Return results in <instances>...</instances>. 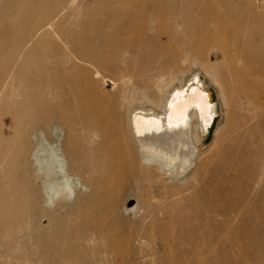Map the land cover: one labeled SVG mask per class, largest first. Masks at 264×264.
I'll return each instance as SVG.
<instances>
[{
	"label": "bare ground",
	"instance_id": "obj_1",
	"mask_svg": "<svg viewBox=\"0 0 264 264\" xmlns=\"http://www.w3.org/2000/svg\"><path fill=\"white\" fill-rule=\"evenodd\" d=\"M56 1L6 0L11 13L0 16V229L28 230L24 238L32 240L37 264L79 259L93 230L113 238L127 214L134 221L126 226L140 244L148 232L137 203L121 213L119 202L106 201L99 225L72 221L71 213L86 207L79 204L82 196L101 182L143 168L174 184L158 240L178 243L189 231L204 233L205 253L196 256L207 262L216 250L226 254L225 244L212 245L214 232L205 228L216 223L228 237L235 231L236 264H242L245 233L252 229L246 217L264 219V192L253 211L246 203L264 178V153L242 139L225 142L220 128L212 151L202 156L201 136L215 119L216 105L208 104L211 97L197 75L183 84L190 71L183 66L190 60L200 65L244 99L237 103L241 109L258 115L264 90L250 76L264 75V46L255 42L264 39V0H84L78 11ZM46 3L47 15L35 19ZM18 33H31V44H15ZM210 49L226 66L205 63ZM231 52L242 65L229 58ZM263 127L259 122L238 137ZM257 138L253 144H264L263 131ZM42 189L46 203H56L54 214L41 202ZM24 196L27 204H13ZM25 209L27 215L10 216ZM217 264H231L230 258Z\"/></svg>",
	"mask_w": 264,
	"mask_h": 264
},
{
	"label": "rangeland",
	"instance_id": "obj_2",
	"mask_svg": "<svg viewBox=\"0 0 264 264\" xmlns=\"http://www.w3.org/2000/svg\"><path fill=\"white\" fill-rule=\"evenodd\" d=\"M30 1L33 0H16V4L22 5L24 3H30ZM83 1L84 0H57L56 2H65L64 4L69 3L73 8L76 7L74 9L78 11ZM6 4V0H0V16L9 18L8 16L11 11L7 9L8 6H6ZM46 7L47 3L45 6H40L36 12L35 19L43 18L47 15L48 12ZM4 8H6V11H4ZM2 11L6 13L5 16L1 13ZM54 12H56V10H53L52 14H54ZM2 17H0V20H2ZM23 20L24 17L21 15L16 19V22L20 23L23 22ZM259 29H264V22L261 21ZM150 33L154 34L153 31ZM18 39H24V43L28 41L31 44L32 42L30 40L31 33H18L16 35L13 41L15 44L20 45ZM161 41H164V39L161 38ZM255 42L264 46V39H256ZM213 52V49L209 50V53H211L210 58L203 55L204 61L207 59L205 63H209L213 66L216 65L219 68H221L222 65L226 66L221 55H212ZM228 56L229 58H233L236 63L241 64V60L237 59V55L234 52L229 53ZM262 59H264V56ZM252 63L254 64L256 62L253 61ZM29 68H35V65L32 64ZM183 68L190 69V71L186 73L183 84L189 82L194 75H198L203 82L205 90L213 96V103L216 105L215 119L211 126L205 130L204 135L201 136L202 140L199 151L202 153V156L212 151L210 146L216 131L220 128H222L226 134L225 142L242 139L241 141L249 143L252 150L258 149L260 152L264 153V144H262V142H257V145L252 143L255 138L256 141L258 140V134H261L262 131L264 132V127L260 128L258 132L253 133L254 135L244 136L242 134L238 137L239 132L246 130V133L249 134L251 133L250 127L253 126L254 128L257 123L264 122V109L258 111V115L246 109H241L237 103L239 101H241L240 103L244 102V99H238L235 94L230 91L229 85L228 87L223 86L225 85L223 81L219 84L211 80L200 68V65L197 66L193 64L192 60L188 61ZM250 77L260 82L262 90H264V75L257 73ZM177 86H179V82L173 84L170 91ZM259 95H264V91L260 92ZM250 113L252 115L249 116ZM173 185L171 179L167 180L163 175L152 176L143 168L132 171L125 170L101 182L98 186V190L92 191L87 196H82V201L79 204L83 205L86 203V207L80 209L79 212L75 211L71 213L72 221L82 222L86 219V222L99 225L103 217L106 216L104 208V203L106 201L112 200L119 202V212L121 213H124L123 210L125 208L134 206L137 203L136 211L139 217L142 215L146 216L145 229L148 232V236L142 240V243H140L142 245L134 240L137 237L136 232L133 229L130 231L126 226L128 222L134 221V218H131L130 215L127 214L125 215L127 221L124 222V224H126L117 223V230L114 237H109L115 244L113 249L108 246V242L110 241L106 239L103 231L93 230V241L84 244L82 253L79 255L80 258L69 262L63 261L59 264H217L220 259L225 256L230 258L231 264H236V259L238 258V244L236 234L234 233L235 231H232L231 235L228 237L225 231L221 230V225L216 223L205 225V228L212 229L214 232L215 241L212 240V242H214L212 245H216L218 248L220 246H218L217 243L220 241L225 244L226 254L221 252V250H216L217 252L211 255V258L207 260L208 263L205 261L206 258L199 260L198 257L205 253L204 246L208 239L204 233L199 234V231L195 233L189 231L186 234L187 238L178 243H171L170 241L161 242L156 238L155 232L159 228H164L167 223L163 210L164 205L170 201L169 193ZM22 186L25 188L27 185L24 184ZM255 189L256 188H252L246 201L247 205L250 207L248 211H253L257 194L264 192V178L260 185L257 186V189ZM41 193L43 195L41 202L44 208L50 211L51 214H54V206L56 203L47 204L48 197L45 190L42 189ZM24 202L27 204V196H24V198L13 204L21 205ZM19 213L28 214L27 209L13 210L10 216L14 217ZM183 214H186V212ZM243 218L245 219V217ZM246 218H248L246 223L249 224L252 229H249L245 233V241L242 249L244 252L242 264H264V230L260 231L264 226V219L262 222L261 218L255 216H253V218ZM233 219L234 217L231 215L228 224H231ZM41 223L45 225L47 220L43 219ZM105 223L106 220L104 221V224ZM27 233L28 230L26 229H23L21 232L17 231L11 233H8L6 228L0 229V264H37L34 258V244L32 240L24 238V235ZM196 254L198 256H196ZM43 264H48L46 259H44Z\"/></svg>",
	"mask_w": 264,
	"mask_h": 264
},
{
	"label": "water",
	"instance_id": "obj_3",
	"mask_svg": "<svg viewBox=\"0 0 264 264\" xmlns=\"http://www.w3.org/2000/svg\"><path fill=\"white\" fill-rule=\"evenodd\" d=\"M198 76V75H197ZM199 77V76H198ZM199 79H200V86H201V83H202V81H201V78L199 77ZM197 86H199L198 84H197ZM198 87V89L200 90V97H202V96H204V97H206V94H209V96L211 97V101L208 103L209 105H212L213 104V96L210 94V93H206L205 94V92H204V90H202V89H200L201 87ZM194 87H196V85L195 86H192L191 88H194ZM176 92V91H175ZM174 94V93H173ZM205 94V95H204ZM203 98V97H202ZM196 103L197 104H199L200 103V101L199 100H197V101H195L194 102V104L196 105ZM207 104V105H208ZM195 108V107H194ZM208 114V113H207ZM211 123H212V121H211ZM211 123L208 125V126H211Z\"/></svg>",
	"mask_w": 264,
	"mask_h": 264
}]
</instances>
